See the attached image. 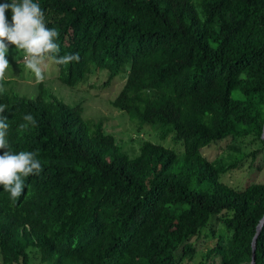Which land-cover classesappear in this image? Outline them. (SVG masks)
<instances>
[{
	"label": "trees",
	"instance_id": "obj_1",
	"mask_svg": "<svg viewBox=\"0 0 264 264\" xmlns=\"http://www.w3.org/2000/svg\"><path fill=\"white\" fill-rule=\"evenodd\" d=\"M33 2L59 33L56 55L80 59L6 104L10 151L35 152L42 171L26 187L39 204L17 216L33 230L0 239V264H252L264 182L240 188L223 174L264 153V0ZM93 76L91 89L124 77L113 106L172 134L183 155L144 139L133 157L83 99L58 97ZM26 114L37 123L21 129ZM225 139L228 156L209 160L203 149ZM239 139L261 147L246 152ZM205 230L217 241L196 262Z\"/></svg>",
	"mask_w": 264,
	"mask_h": 264
},
{
	"label": "clouds",
	"instance_id": "obj_2",
	"mask_svg": "<svg viewBox=\"0 0 264 264\" xmlns=\"http://www.w3.org/2000/svg\"><path fill=\"white\" fill-rule=\"evenodd\" d=\"M9 9L12 12V23L8 22L5 15ZM58 36L56 29L46 27L44 13L33 0L20 2L13 0L11 3L3 4L0 0V149L5 150L3 155H0V239L5 242L11 243L23 231L30 233L33 230L31 223L18 222L17 216L31 205L39 204L37 202L39 199L35 195H27L26 187L29 176L39 175L42 165L35 158L37 155L35 152L10 151L6 138L10 125L7 115L3 113L11 109V106L6 105L8 100L31 93L30 90L23 89V84L32 85L35 89L34 85L37 83L21 79L26 69L31 70L39 82L44 79L41 65L44 64L46 57L58 65L79 62L78 53L56 55L59 45L55 39ZM14 47L18 52L22 50L24 53L22 60L16 58L18 65H15V60H11L7 55L9 49ZM17 69L21 71L20 77L16 75ZM23 120L26 123L19 126L21 129L37 123L31 114L24 115Z\"/></svg>",
	"mask_w": 264,
	"mask_h": 264
},
{
	"label": "rangeland",
	"instance_id": "obj_3",
	"mask_svg": "<svg viewBox=\"0 0 264 264\" xmlns=\"http://www.w3.org/2000/svg\"><path fill=\"white\" fill-rule=\"evenodd\" d=\"M7 55L11 60L16 61V58L22 60L24 53L22 50L18 52L14 47L9 49ZM41 68L44 76L42 81H47L50 86L53 85L54 76H57L59 73L54 60L45 58V62L41 65ZM20 73L21 71L17 69L16 75L20 77ZM14 74L15 72H13V75ZM93 78L90 82L82 83L80 85L81 90H74L79 93H71V91L63 92L62 90H58V97L64 99L66 102L70 101L71 103H76L78 101L75 100L83 99L84 115L88 118L104 119L106 131L114 134L118 142L123 146L124 150H126L133 157L140 154V147L144 139L172 148L179 155H183L184 145L181 141H175L172 134H170L167 138H162L161 129L159 127L148 124H140L138 119L132 118L129 114L113 106L111 102L122 88V84H124L125 81L124 77H121L115 80L111 85L103 86L100 89L99 87L90 88L91 81H95L97 85L99 84L97 77L93 76ZM21 79L37 84L41 82L37 81L35 74L29 69L24 71ZM23 89H28L31 93L35 92L32 85L23 84ZM19 94L22 95V92ZM238 94L239 93L236 92V95ZM232 141L233 140L231 139H225L223 141L213 143L210 146L205 147L203 149V153L209 160L226 157L229 145L234 143V141ZM235 143L240 145L241 149L246 152H251L254 149L261 147L260 142L251 144V139H239ZM223 180L240 188H243L253 182H264V153L260 152L253 162L252 158L245 159L238 168L223 174ZM215 224L218 229L220 225L217 223ZM209 232L210 230H205L201 236L193 238V241L199 251L195 258L196 262L202 258L207 247H212L216 244L217 237L210 236ZM216 261L217 259L212 264H219Z\"/></svg>",
	"mask_w": 264,
	"mask_h": 264
},
{
	"label": "water",
	"instance_id": "obj_4",
	"mask_svg": "<svg viewBox=\"0 0 264 264\" xmlns=\"http://www.w3.org/2000/svg\"><path fill=\"white\" fill-rule=\"evenodd\" d=\"M262 138L264 139V129H263V133H262ZM264 225V216L261 219L260 223L257 226V233L255 234L254 238H253V242H252V246H253V256H252V264H257L256 263V250H257V239L258 236L263 228Z\"/></svg>",
	"mask_w": 264,
	"mask_h": 264
}]
</instances>
